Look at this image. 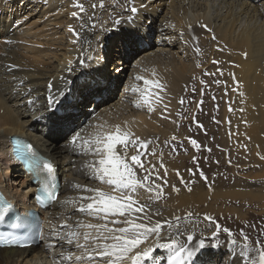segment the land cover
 <instances>
[{"label": "bare ground", "instance_id": "1", "mask_svg": "<svg viewBox=\"0 0 264 264\" xmlns=\"http://www.w3.org/2000/svg\"><path fill=\"white\" fill-rule=\"evenodd\" d=\"M30 1L38 3L39 9L33 10H41V14L53 11L55 18L53 24L64 28L65 37L61 34L63 38L55 42L56 36L49 37L48 33L40 35L34 32L33 26H26L25 22H21L22 18L16 17L12 22H5L2 17L5 11L12 9L11 0H0V20H4L0 27L3 32L2 38L0 37V187L19 209L30 207V196L36 186L29 184V178L25 176L19 164H15L10 157V138L13 136L30 141L53 161L58 167L62 186L57 200L44 212V230L40 241L43 243L24 249L0 248V264H40L42 261H48L45 256V251L48 250L55 253L53 262L50 260V264H61V259L69 252L72 253L73 258L83 254L82 250L76 253L78 249L75 242L69 245L65 239L59 238L65 237L69 231L67 228L61 230L60 226L63 223L76 225L78 221H82L87 224L84 218L88 215L77 211L80 201L75 198L81 195H91V193L75 190L73 185L107 190L99 181L88 178L89 172L85 165L92 160H98L99 157L81 154L83 151L81 146L70 143L75 131H81L82 137L89 139L94 138L95 134L101 131L114 133L118 125L121 130H130L134 134L131 138L138 137L140 141H150L153 138L152 135L161 133L162 141L159 145L164 146L163 141H168L171 151L191 148L194 152H190V155L194 154V156L190 157L189 161H183L184 166L183 162L177 160L174 162L162 154L153 155L152 148L157 146L148 145L146 158L142 156L141 160L146 165L149 162L156 165V170L162 177L166 168L167 176L164 178L170 180L174 179L175 173H180L183 167L188 166L192 168V171L198 170L193 167L197 158L202 160V167L211 164L216 168L217 173H220L222 168H226L232 160L237 161L235 158H238L240 162L245 159L243 163L246 167L262 166L261 174L263 175L264 0H158L157 5L150 3L146 4L147 7L143 6L146 0H139L131 2L129 6L137 9L136 13L131 12L132 17L130 16L136 24L132 26L131 23H127L125 28L112 33L111 36L108 31L112 26L108 25L107 20H112L115 15L113 11L110 16L109 13L102 11L101 0H79V3L83 4V12L78 7L74 8L73 3L75 2L76 5L77 0ZM94 4L95 8H93ZM106 5H110V2L103 0V6ZM73 12H77L78 15L72 16ZM128 17L129 15L120 21H125ZM138 24L140 28L137 27ZM202 25H206L211 31ZM70 27L79 33V37L69 30ZM131 27L136 30L140 39L143 37V41L145 40V42H139V49L147 44L146 50L135 62L138 69L134 71L133 77L139 75L154 83L148 87L147 91H144L146 86L143 80H140L141 88L134 83H129V86L125 88L126 91L132 89V93L137 94L136 101L133 103L135 111L143 109L148 112L147 115L138 112L131 114L130 117L122 118L119 122L108 121L111 109L117 106L120 98L112 102L110 100L112 95H108L106 97L108 101L106 103L97 102L98 108L96 109V105L94 108L89 106L90 104L86 106L87 99L81 98L80 102L85 104V109L88 108L89 111H77L76 124L73 126V131L68 132L56 120L59 113L54 115L49 111V82H54V93L62 91L69 97H79L77 88L88 80L90 71L101 70L104 54L107 55V44L113 41V37H119V40L128 39ZM153 31L157 32L156 39H154L155 45L147 42ZM208 39L210 40L208 56L201 55L195 63L212 64L213 71H207L205 67L199 68L198 64L187 67L182 61L172 59V56H169L164 65L158 64L153 59L168 50L159 47L161 40L166 42V45L174 47L179 41V47L182 46L188 50L189 47L200 48L208 42ZM121 50L115 49L116 53L111 54L116 57V63H120L125 56ZM129 50H132L131 47ZM167 54L171 55L169 52ZM195 54L194 57L197 55ZM188 55L187 57L191 56ZM110 58L109 55L108 62ZM213 61L218 63H213ZM115 68L117 74L119 72L124 74L121 71H125L126 67L121 64ZM206 71L209 73L207 77ZM212 73L214 75H211ZM106 75H103L101 79H104ZM130 75L132 76V72L128 76L131 77ZM233 76L239 83L237 91H233L237 88ZM79 79L82 80L80 83ZM108 81H99L101 86L98 92H95L96 96H102L105 93L102 94V91L110 89L109 83L112 84L113 80ZM116 81L119 82V79L117 78ZM158 85H163V88ZM117 97L118 95L115 98ZM145 97L147 102H145ZM57 99L61 100V96L57 95ZM227 99L230 102L229 109L226 104ZM192 102L193 105L189 110L187 106ZM137 103L139 107L136 106ZM198 103L205 104V107L199 110ZM206 105H208L207 108ZM149 107L153 109L151 112L148 110ZM164 107L168 110L163 109ZM195 113L199 115L195 117ZM179 115L189 117L182 119L178 117ZM44 116H47L46 131L38 133L36 126L40 123V117ZM179 128L187 130L182 133ZM228 134L236 136V139L237 137L241 139L243 135L251 142L252 149L248 153L244 150L226 149L224 138ZM173 137H175L174 140ZM181 140L187 141V145L184 146ZM191 140H195L196 144L193 145ZM200 144L204 145V154L198 149ZM246 159H250L252 165H249ZM161 163L164 168L160 167ZM14 170L15 172L12 173ZM163 191L166 192L168 202L173 208L175 205H187L192 195L197 192L191 190L189 193L182 192L174 196L171 187ZM218 193L220 197L233 199L238 197L244 201L259 199L248 190L236 191L232 188L219 190ZM113 195L120 196L121 194L116 192ZM149 195L148 191L142 189L132 195V199L148 204L152 213H160L159 216H151L153 223L157 220H171L182 212L178 210L175 214L173 209H166L152 202ZM58 207L59 211L56 210ZM172 224H178V229L174 226L168 231H161V242H168L167 238L171 233L178 243L183 244L186 236L192 234L194 236L193 245L197 237L201 235L200 232L193 233L191 229L179 226L180 221ZM78 230L82 233L85 229L81 227ZM212 233L214 232L210 234ZM80 242L83 243L82 235ZM52 243L54 247L49 246ZM153 243L154 237H150L137 250L143 251L144 247L151 246ZM161 254L162 256H158L156 260L160 264H167L166 258L169 251ZM203 259L197 261L194 257V264H217L214 258H209L207 261ZM240 262L241 260H237L234 255V259L231 256L227 264H239ZM188 264H192V261Z\"/></svg>", "mask_w": 264, "mask_h": 264}, {"label": "snow or ice", "instance_id": "2", "mask_svg": "<svg viewBox=\"0 0 264 264\" xmlns=\"http://www.w3.org/2000/svg\"><path fill=\"white\" fill-rule=\"evenodd\" d=\"M100 6L103 7V0H101ZM75 7H78L81 12L84 11L83 4L79 3V0H77ZM95 7L96 5L94 4L93 8ZM130 11L134 14L137 9L132 7ZM77 15V12L72 13L74 17ZM116 23L118 24L120 21H116ZM202 27L207 29L206 25H202ZM69 30L79 37V33H76L71 27ZM207 30L211 31L210 29ZM128 39L134 41L136 37L129 35ZM213 39H215V36H213ZM196 51L198 52L199 50L197 49ZM213 63L218 62L213 61ZM69 70L71 69L69 68ZM205 74L209 75L207 72ZM211 75H214V73ZM135 79L138 81L143 80L146 86L144 91H147L148 87L154 83L139 75ZM233 80L237 84V88H234L233 91H237L239 83L235 81V76H233ZM217 83L219 82L217 81ZM100 86L98 81L85 82L81 86L79 97H69L62 91L54 93V82H49V111L54 115L58 112L59 115L56 116L57 122L71 133L78 119L77 110L80 99L93 95ZM158 86L163 88V85ZM133 91H136V89H133ZM57 95L61 96V100L57 99ZM145 102H147L146 97ZM136 106L139 107V104L137 103ZM148 110L151 112L153 109L149 107ZM133 136L134 134L130 130H121L118 125L115 127L114 133L101 131L97 132L94 138L89 139H84L81 131H75L72 134L70 143L72 145L79 144L83 150L81 154L99 157L98 160H92L85 165L86 170L89 172L88 178L107 184L112 189V192H119L121 195H113L112 192L99 188L73 185L75 190L82 193H91V195H81L75 198L80 201L77 211L103 222L85 224L82 221H78L76 225L63 223L60 226L61 230L67 228L69 231L65 237L59 238L65 239L69 245L75 242L76 248L82 250L83 254L73 258L72 253L69 252L66 257L61 259V264H74V262L75 264H160L153 255L157 249L169 250L167 264H188L189 261L194 264L193 258L198 254V249L204 247L203 240H200L197 247H192V242L194 241L192 234L186 236V241L183 244L178 243L171 233L167 238L168 242H161L162 228L164 226L169 228L175 226L178 229V224L173 225L168 220H157L153 223L151 216H159L160 213H152L148 204H142L132 199V194L137 189L144 188L149 192L154 191L155 194L150 197V200L153 202L158 200L162 195V186L157 182L167 176L166 168L162 177L156 170V165L150 162L146 165L141 160L142 156L146 158L145 154L151 142L140 141L138 137L131 138ZM172 139L174 140L175 137ZM191 143L195 145L196 141L191 140ZM152 154H155L154 150ZM13 155L18 162H23L28 166L27 170L32 172L33 176L40 173L46 174L42 181L43 188L48 199L54 200L55 196L49 190V185H51L52 189L55 188V184L52 182L54 180V164L49 160H38L33 146L28 143L17 145L14 148ZM160 167L164 168L163 163L160 164ZM177 175H180L179 172H177ZM201 175L203 176L202 173ZM204 178L206 179V177ZM172 187L173 191H178L175 185ZM37 201L42 202L43 198L37 196ZM0 207L6 210L11 206L4 204ZM190 216L191 213H187L185 218ZM121 217L123 219H120ZM174 219L179 221L181 218L175 217ZM205 219L212 220L207 215ZM121 224L125 226L120 227L119 225ZM17 226L16 224L13 225V227ZM81 227L88 229V231L81 233L78 230ZM216 229L217 231L212 234L213 239L221 231V226L217 224ZM223 232L229 237V242L233 246L238 244L233 238L234 234L231 230L224 228ZM81 235L83 243L80 242ZM150 237H154V243L151 246L144 247L143 251L137 250ZM241 238L242 242H239L241 264H264V241L257 239L253 248L250 239L243 231H241ZM49 246L54 247L55 245L52 243Z\"/></svg>", "mask_w": 264, "mask_h": 264}, {"label": "rangeland", "instance_id": "3", "mask_svg": "<svg viewBox=\"0 0 264 264\" xmlns=\"http://www.w3.org/2000/svg\"><path fill=\"white\" fill-rule=\"evenodd\" d=\"M72 1H75V0H72ZM106 1L110 2V5L103 6L102 11L103 12L105 11L104 13H109V16H110V13H112L113 11L114 13L113 15H115V17H113L112 20L111 19L107 20L108 25L112 26L111 29L108 31V33H110L109 36H111L112 33H117L119 30L125 28L127 23H131L132 26L136 24V22L131 18L132 14H131L130 9L132 7L130 8L129 6L131 2H135L139 0H128L127 2L124 0H106ZM248 1H251V0H248ZM150 3H153V5L154 4L157 5L158 0L156 1L146 0L144 2L145 5L143 6L147 7L146 4H150ZM10 4L12 6V9L9 8L7 11H5L2 17L4 18L5 22H8V23L12 22L15 20L16 17L19 19L22 18L21 22H25L26 26L27 25L33 26L34 32H37L40 35L48 33L49 37L56 36L57 39L55 40V42H58L62 36L65 37V33H63L64 28L62 26H56L55 24H53L55 21V18L53 16V11L47 14H41L40 13L41 10L40 11L33 10V9H39V6L37 7L38 3L30 1V0H25V1L11 0ZM73 5L75 6V2L73 3ZM74 8L77 9V7H74ZM127 15H129L127 20L120 21L126 18ZM4 20H0V27L3 25ZM116 21H120V23L117 24ZM137 27L140 28L139 24ZM156 33H157L156 31L152 32L150 36V40L147 41L149 44L155 45L154 39H156ZM61 34L62 36H60ZM2 35H3V32H2V29L0 28L1 38H2ZM128 35H134L136 39L133 41V40L122 38L123 40H125L123 41V40H119L120 39L119 37L117 38L113 37L114 38L113 41L112 42L110 41L109 42L110 44L109 43L107 44V48H106L107 55L104 54V63L101 65V70L97 71L93 69L92 71H90L92 74L90 73L88 80H85V82L88 81L89 83H92L94 81L107 82L108 80H109L108 82H111L113 80L112 84L109 83L110 89L108 91L104 90L101 92L102 94L105 92L104 95L96 96V93L98 92L96 91V93H94L93 95H89L87 96V98H85L87 99L86 106L90 104L89 106H91L92 108H94V105H96L97 102L106 103L108 101L106 99L108 95H112V97L110 98L112 102H116L120 98L119 102H117V106L113 108L114 110L111 109V113H110L111 116L107 118L108 121H112V122H119L122 118L130 117L131 114L133 113L135 114V113L140 112L146 115L148 113L147 111H144L143 109L135 111L133 107V103L136 101L137 94H135L134 92L132 93V89H128L126 91V88H125V86L126 87L129 86V83L137 84L138 85L137 87L141 88V82L135 80L134 79L135 77L133 76H134V71L137 68L136 66L137 63L135 62L137 61V58L139 57V55H141L142 52L146 50L147 44H145L144 47H141V49H139V46H140L139 42H145V40L143 41V37L142 39H140L137 35L136 30L133 29L132 27ZM209 42L210 40L208 39V42L204 43L203 46L198 48L199 51L197 52L196 47H192V48L189 47L188 48L189 51L187 50V48L185 49L182 46L180 48L179 41L176 43L174 47V46L166 45L167 43L161 40V42H159L160 43L159 47H162V49H168V50H165L166 51L165 53L163 52L160 53L159 56L153 57V59L155 62H158V64L164 65L166 61L168 60L169 56H172V59H176L178 62L182 61L187 67L192 64L194 65L198 64L199 68L205 67L206 68L205 70L213 71L212 64L211 65L210 64L200 65L201 62L195 63L197 61V58L200 57L201 55L208 56V52L210 50ZM57 44H55V46H57ZM130 47L132 50H129ZM115 49H118V50L122 49L121 53L123 55L125 54L123 60H121L120 63H116V57L114 55H111L113 53H116ZM167 52H169L171 55H168ZM187 54L191 56L187 57ZM194 54L196 55V57H194ZM109 55L111 58L108 62ZM121 64L125 65L126 67L125 71L124 70L121 71L124 74H120V72L117 74L116 72L117 69L115 67H117V65L121 66ZM131 72H132V76L130 75L131 77H129L128 75L131 74ZM105 74L107 75L104 77V79H101L103 75ZM96 75H99V76H96ZM117 78L119 79V82L116 81ZM81 81L82 80L80 79L78 80L79 83ZM127 81L128 83H126ZM71 83H74V82H71ZM82 85L83 84H80L77 88V90H79L78 91L79 95L81 92ZM116 95H118L117 98H115ZM91 101H93L92 104H91ZM229 103H230L229 99H227L226 104H227L228 109L230 107ZM84 105L80 102L77 111L88 112L89 109L86 107L88 110L87 111ZM192 105H193V102L190 105L188 104L187 107H189V110ZM198 107L200 110V108L205 107V104L198 103L197 108ZM207 107L208 105H206V108ZM96 108H98V105H96L95 109ZM163 109H167V108L164 107ZM163 115L166 116L165 114ZM198 115H199L198 113H195V117ZM187 116L179 115L178 117L182 119H187L189 117ZM46 124H47V116L40 117V123L38 124V126H36L38 133H42L46 131ZM179 129L182 130V133L186 132L187 130L186 128H179ZM152 136L153 138L150 139L151 143L149 145L153 144L157 146L156 148H152V150H155L154 152L156 154H162V156L166 158H170L174 160V162L176 160L179 162H183V161L185 162V160L189 161V158L194 156V154L192 156L190 155V152L193 151L191 148L189 150L187 149V150L171 151L169 149L168 141H163L164 146L159 145V143H161L162 141L161 133L160 134L158 133L157 135H152ZM241 136H242L241 139H239L240 137H237L239 139L238 140L236 139V136L233 137L229 134L227 136L225 135V138H224L225 148L232 149L233 151L244 150L248 153V151L252 149L251 142L248 141L246 138H244L243 135ZM235 139H236V142L238 140L237 143L235 142ZM182 143L184 146H186L188 142L182 141ZM203 148H204V145L202 144H200L198 147V149H200V152L203 151V154H204L205 151ZM235 159L237 161L232 160L231 163L230 162L228 163L226 168H222L221 172L217 173L216 168L211 164L202 167L201 166L202 160L200 158H197L195 166L193 167L197 168L198 170L192 171V168H189L188 166L183 167V168L181 167L182 171L179 173L180 174L179 176L177 175V173H175L174 179L170 180V179L164 178L158 181L159 184L162 182L160 184L162 186V195L158 200H155L154 202H156V204H159L166 209H171V210L173 209L175 214L178 213V210H181L182 212H180L179 215L174 216V218L175 217L181 218L179 220L180 221L179 226H184L187 229H191V232L193 233H195L196 231L201 233V235L197 237L196 241L192 245V247H197L200 240L204 241V247L202 249H198V254L194 256L196 257L197 261L204 260L203 258H205V261H207L209 258H214L217 264H225V263L227 264L231 256H233V259H234V255L236 256L237 260L238 259L241 260V257L239 255V252H240L239 242H242L241 231L247 234V237L250 239L253 248L256 245L257 239L264 241V172H263V175L261 174L263 171V168L262 166H258L257 168L256 167L255 168L246 167V164L243 163L245 159L241 162L238 158H235ZM246 160H248L249 165H252L251 164L252 161L250 159H246ZM184 162H183V165H184ZM242 166H244V168H242ZM14 172L15 170L12 171V173ZM201 173L203 174V176L201 175ZM204 177H206V179ZM165 180H166V183H165ZM173 185H175V187L178 189V191H174V196L182 192L189 193L191 190H196L197 192H195V194L192 195V197L190 198V202L187 205H175L173 208L172 205H170V203L168 202V196L166 192L163 191V189H166L168 187H171L173 191V187H172ZM232 185L233 187H230ZM103 186L108 192H112V189L107 184H103ZM232 188L236 189V191L248 190L251 193L255 194L259 199L254 198L251 201H244V200L238 199V197L233 199L230 197L218 196L219 190L232 189ZM142 189L144 188L137 189L136 192ZM215 192L217 194H215ZM115 193L112 192V194H115ZM135 193H133L132 195H134ZM149 193H150L149 198L151 196H154L155 194L154 191L149 192ZM205 193L207 196L205 195ZM56 210L59 211V207ZM187 213H191V216L189 218H185ZM206 215L211 217L212 220L211 221L206 220L205 219ZM174 218L168 221L171 223H174V222L178 223L179 221H176ZM120 219H123V218H120ZM84 220L87 221L86 222L87 224L89 223L97 224V223L103 222L91 216L85 217ZM217 224L221 226V231L218 233L217 237L213 239L212 238L213 233L212 234L210 233L217 231L216 229ZM119 226L122 227L124 225L121 224ZM224 228L231 230V232L234 234L233 238L238 242L237 245L233 246L229 242V237L223 232ZM168 229L169 227L164 226L162 228V232L168 231ZM84 231H88V229L83 230L82 233ZM176 231H174V233H176ZM164 251H169V250L157 249L153 254L155 259H157L158 256L161 257L162 256L161 253ZM76 253H80V250H76ZM54 254H55L54 251H49V250L45 251V256L48 261H42V263L40 264H44V263L50 264L51 262L50 260H52L53 262V257L55 256ZM239 264H241V262Z\"/></svg>", "mask_w": 264, "mask_h": 264}]
</instances>
